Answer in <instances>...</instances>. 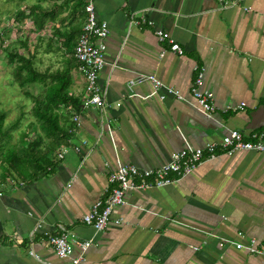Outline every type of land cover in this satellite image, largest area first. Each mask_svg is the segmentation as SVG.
Segmentation results:
<instances>
[{
  "label": "crops",
  "instance_id": "crops-1",
  "mask_svg": "<svg viewBox=\"0 0 264 264\" xmlns=\"http://www.w3.org/2000/svg\"><path fill=\"white\" fill-rule=\"evenodd\" d=\"M94 5L109 28L98 80L105 106H80L73 113L79 126L71 115L75 129L66 153L48 176L0 185V264L77 259V264H264L263 256L220 248L210 236L243 244L255 239L264 249V152L218 155L168 186L129 191L100 233L82 221L106 196L108 177L119 164L156 169L175 152L220 142L229 130L264 133V0H95ZM142 16L152 26H134ZM26 22L25 39L18 33L10 45L20 54H35L41 70L62 67L69 48L55 37L60 25L37 32ZM67 24L61 27L68 30ZM157 29L167 32L183 55L159 43ZM20 43L26 47H17ZM194 67L203 73L201 88L214 98L211 119L191 95ZM139 74L154 76L183 100L150 96L154 88L147 81L129 88ZM70 92L81 104L84 80L77 69ZM60 227L76 243L94 244L82 253L73 243L71 257L59 259L47 236Z\"/></svg>",
  "mask_w": 264,
  "mask_h": 264
},
{
  "label": "built area",
  "instance_id": "built-area-1",
  "mask_svg": "<svg viewBox=\"0 0 264 264\" xmlns=\"http://www.w3.org/2000/svg\"><path fill=\"white\" fill-rule=\"evenodd\" d=\"M94 1L84 0L85 22L75 43L74 57L77 61V71L84 80V95L81 99L82 108L94 107L101 110L105 106V96L98 80L99 73L105 65L106 40L109 37V28L106 22L98 19ZM26 21L22 25H18L14 19L10 18L4 24L0 23V42L3 47L19 51L14 48V44H10L12 36H15L17 40L18 33L25 39L28 24ZM30 25L34 29L32 23ZM133 25L152 26V22L142 16L134 20ZM155 37L159 43H169L172 53L178 56L183 55L182 48L172 40L167 32L157 29ZM194 70L197 71V76L191 88L192 98L196 102L200 112L207 119H211L215 110L213 95L201 88L202 71L197 67H194ZM146 81L150 82L154 88V92L150 96L158 95L163 100L167 95H170L178 101L183 100L179 91L165 86L152 75L139 74L128 83V86L131 88L136 84ZM239 108H242V106H239ZM72 121L75 126H79V117L77 115H73ZM75 126L69 131L70 133L74 131ZM85 144L86 141L83 142V145ZM74 150L79 151V147H75ZM239 151L263 153L264 133L256 132L244 135L239 130H229L220 142L207 144L204 148H185L179 152H175L171 155L168 163L156 169H141L133 165L119 164L116 170L108 177L109 187L106 196L93 204L89 212L83 216L82 221L86 226L93 228L96 233H100L108 226L114 208L125 204L127 192L145 191L151 188L168 186L180 178L193 173L205 160H212L218 155L232 156ZM65 153L66 151L63 147L58 157L63 158ZM119 221H116V223H119ZM210 236L217 242L220 248L232 246L236 250H243L249 254L264 257V249L257 245L255 239H250L246 244H243L219 235L210 234ZM47 241L59 259L70 258L73 253V243H76L73 236L64 227H60L58 233L49 234ZM76 244L79 246L81 252L85 253L94 242L88 240ZM193 250H198V248L194 247ZM30 255H32L31 252ZM80 261L81 259H77L74 261V264Z\"/></svg>",
  "mask_w": 264,
  "mask_h": 264
},
{
  "label": "trees",
  "instance_id": "trees-1",
  "mask_svg": "<svg viewBox=\"0 0 264 264\" xmlns=\"http://www.w3.org/2000/svg\"><path fill=\"white\" fill-rule=\"evenodd\" d=\"M84 7V0H36L34 3L17 0L11 14L14 21L22 25L28 20L37 32L49 24H59L55 37L62 39L64 49L69 48V58L62 67L41 70L35 64V54H20L0 42L6 64L12 67V84L31 102L33 118L28 124L31 134L20 131L14 140L13 133L25 114L22 112L16 120L7 122V113L0 109V185L15 180L30 183L48 176L60 150L70 140L69 131L73 128L70 118L81 106L70 90L72 71L77 69L73 43L85 22ZM64 12H67L65 16ZM66 21L68 30L61 27ZM20 45L26 47L25 43ZM51 45L53 41L48 44ZM31 85L40 88L38 94L29 91Z\"/></svg>",
  "mask_w": 264,
  "mask_h": 264
},
{
  "label": "rangeland",
  "instance_id": "rangeland-1",
  "mask_svg": "<svg viewBox=\"0 0 264 264\" xmlns=\"http://www.w3.org/2000/svg\"><path fill=\"white\" fill-rule=\"evenodd\" d=\"M16 7L17 0H0V23L4 24L7 19H13L11 14L14 12ZM17 47L21 48L20 44H18ZM43 65L45 64L42 63L40 67L44 68ZM49 66L54 67L53 63L50 61ZM12 80V67L6 64L5 54L3 49L0 48V109L7 113V122L16 120L22 112L25 114L20 120L17 130L13 133L15 140L20 131L25 130L31 134L30 130H28V124L33 120V118L30 116L31 102L23 96L15 84H12ZM29 91L36 95L39 93L40 88L38 86L31 85L29 87Z\"/></svg>",
  "mask_w": 264,
  "mask_h": 264
}]
</instances>
